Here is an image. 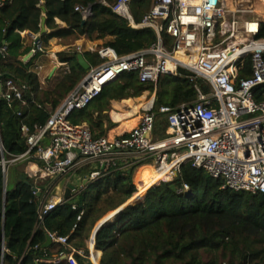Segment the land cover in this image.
I'll return each instance as SVG.
<instances>
[{
  "label": "trees",
  "instance_id": "obj_1",
  "mask_svg": "<svg viewBox=\"0 0 264 264\" xmlns=\"http://www.w3.org/2000/svg\"><path fill=\"white\" fill-rule=\"evenodd\" d=\"M95 1L44 0L42 6L46 7V26L50 32L42 36V43L48 47L54 37H84L100 40V46L113 47L119 55H125L146 49L156 41L152 28H133L103 4L94 3L92 16L83 24L75 6ZM38 3L39 0H5L0 5V43L7 42V52L0 59V75H3L0 82L5 87V81L13 79L27 87L23 91L25 103H10L1 99L0 93V161L28 149L22 126L27 125L32 132L35 126L46 124L52 111L88 72L77 61L79 50L65 49L56 55L59 62H68L69 70L61 68L54 86L41 85L35 66L46 54L38 52L24 60L33 45L25 44L21 34L22 31L40 33L44 13ZM152 3L153 0L132 2L136 21H141ZM259 36L264 39V23ZM84 55L91 66L102 61L97 52L85 50ZM247 64L239 72L240 77L251 73L249 59ZM198 81L204 80H191L180 73L162 76L155 101V130L163 116L166 120L163 128L168 132L167 115L159 107H176L195 100ZM153 88V83L141 82L137 72L126 71L106 84L86 107L72 110L69 119L77 124L87 123L95 137L106 135L117 125L110 115L112 101L132 103L134 97ZM256 99L264 100V85ZM32 161L36 158L12 163L7 177L0 163V264H69L66 260L53 259L70 251L71 246L83 251L75 254L78 264H94L86 240L100 217L105 218L113 213L109 210H116L134 196L135 168L126 174L116 171L89 182L84 190L66 199L40 221L39 202L49 184L30 179L28 164ZM137 179L146 185L144 177ZM185 184L189 189L181 192ZM49 232L68 236V244L52 239L46 246ZM95 248L100 252V264H264V194L224 188L222 179L187 162L173 180L152 185L143 198L103 223L95 237ZM205 255L209 256L207 260Z\"/></svg>",
  "mask_w": 264,
  "mask_h": 264
},
{
  "label": "built area",
  "instance_id": "obj_2",
  "mask_svg": "<svg viewBox=\"0 0 264 264\" xmlns=\"http://www.w3.org/2000/svg\"><path fill=\"white\" fill-rule=\"evenodd\" d=\"M133 1L96 0L77 4L75 10L82 20H88L94 3L109 6L129 26L152 28L156 41L146 49L125 55H119L110 46L88 47L99 54L101 63L90 66L76 88L52 111L46 124L35 126L32 132L27 125L22 126L28 145L23 154L0 161L7 177L12 163L34 157L36 161L28 164L30 179L37 183L54 178L39 202L40 221L66 201L68 183L76 185L72 190L74 197L89 182L116 171L126 174L142 162L145 164L141 166L153 162L155 165L151 167L157 170L168 167V176L154 184L173 180L181 166L189 162L222 179L224 188L264 194V100L256 99L264 85V39L259 36L264 23V0H153L141 21H136L131 11ZM4 2L0 0V5ZM43 3L44 0H39L38 5L42 7ZM38 35L31 34L34 44L26 60L38 52L47 53L42 41L36 42ZM76 48L84 51L81 45ZM1 52L2 56L7 52L6 41ZM51 57L57 68L69 70L68 62H59L55 54ZM248 59L251 73L240 77ZM179 67L193 72L194 75L188 76L191 80L205 79L211 89L206 92L195 84V100L176 107L160 106L159 111L167 115L169 135L154 139L158 83L162 76L179 73ZM42 69V64L35 66L39 76ZM126 71H135L141 82L154 84L151 89L154 96L143 105L137 125L126 133L95 137L85 123L69 119L72 110L86 107L106 84ZM26 88L7 79L2 95L10 103H25ZM87 165H91L88 174L78 177L80 169ZM59 177L68 178L63 188L57 182ZM76 177L78 180L74 182ZM185 189H189L186 184L180 191ZM48 235L68 244V236L51 232ZM76 253L83 251L71 246L70 251L53 261L78 264Z\"/></svg>",
  "mask_w": 264,
  "mask_h": 264
},
{
  "label": "crops",
  "instance_id": "obj_3",
  "mask_svg": "<svg viewBox=\"0 0 264 264\" xmlns=\"http://www.w3.org/2000/svg\"><path fill=\"white\" fill-rule=\"evenodd\" d=\"M59 23L62 24L63 26L66 25L62 21L59 22ZM47 32H50V30L46 26V33ZM31 34H32V32H30V31H25V33H24L25 44H27V45L34 44L32 38H31ZM101 42L102 41H100V40H94V41L93 40H88V39H86L84 37L78 38V39H74L72 37H67V38L54 37L53 39H51L50 43H49V45L47 47V52L48 53L45 56H42L41 59L36 61V65H38V64H42L43 65L42 72L40 73L41 85L46 87V88L47 87H52V86L55 85V83L59 79V75H60L59 71L61 70L60 67H58L54 71V73L51 74L53 69L56 67V65H54V61L55 60H53V58L51 57V54H55L56 55L59 51H62V50H65V49H72V48H75V47H77L79 45H81L83 47L84 51H85V50H89L88 47H90L92 44H101ZM24 58H25V56H24ZM141 95L137 96V97H134L133 100H132V103L124 104L122 101H119V100H113L112 101V107H114V109L111 110L110 115H111L112 120L115 123H117V125L114 128L110 129L108 131V133H110L111 135L126 133L129 130H131L135 125H137V123L140 120L141 115L143 114V105L151 97L154 96V91L153 90H146V91H144V94L142 96ZM132 120H136V122L134 124H130V126H128L129 125L128 122L132 121ZM85 124L87 126H89L87 123H85ZM107 125H108V122L105 120L104 121V126L106 127ZM87 166L88 167L83 168L84 172L80 173L78 175V177L81 176V175L84 176L83 174L86 172V170L88 171L91 168V165H87ZM141 168L139 170V173L140 172L144 173V171ZM81 170H82V168H81ZM78 177L74 178L73 181L77 182ZM63 178L64 177L57 178L58 179L57 182L60 183V181ZM53 180H54V178L51 181H53ZM66 180L68 181V178H66ZM40 181H43V179L39 180L38 182H40ZM90 247H91V251H92V256H91L92 260L91 261L94 263L93 256L94 255H99V258H100V252H97L96 250H94L92 245Z\"/></svg>",
  "mask_w": 264,
  "mask_h": 264
},
{
  "label": "water",
  "instance_id": "obj_4",
  "mask_svg": "<svg viewBox=\"0 0 264 264\" xmlns=\"http://www.w3.org/2000/svg\"><path fill=\"white\" fill-rule=\"evenodd\" d=\"M42 10H43V16H42V20H41V31L39 33V35L37 36L36 38V42L40 41L42 36L46 33V7L45 6H42ZM87 20L83 19L82 20V23H86ZM5 42V40H3L1 43H0V59L2 58V52H1V46L3 45V43ZM28 58V55L25 56V60ZM77 61L79 62V64L85 69V70H89L90 69V63L88 62V60L86 59L84 53L82 52H79L77 54ZM57 69V67H55L52 71L51 74L54 73V71ZM178 72L180 74H183V75H186V76H191V75H194L193 72L191 71H187L185 68L183 67H179L178 68ZM3 78V75H0V80H2ZM3 92V84L2 82H0V93L2 94ZM1 99H5L3 97V95L1 96ZM149 136V134H147ZM66 183V178H63L60 183H59V187L63 188V186L65 185ZM151 186H149L150 188ZM76 188V185L74 183H68L67 186H66V189H65V197L68 199L72 196V190H74ZM36 189V188H35ZM191 190H188V193H190ZM40 195V192L38 193ZM139 197V196H138ZM133 199H135L134 197H132L129 201H127L126 203L120 205L119 207L116 208V210L114 209L113 210V213L111 214V216L107 217V218H102L100 219L97 224L94 226V229L92 231V234H91V238H90V246L92 245L94 250L96 249L95 248V237H96V234H97V231L99 230V228L102 226L103 223H105L106 221H108L109 219L113 218L120 210H122L123 208H125L127 205L133 203ZM51 241H52V238L50 237V235H47V241L45 243V245H50L51 244ZM91 248V247H90Z\"/></svg>",
  "mask_w": 264,
  "mask_h": 264
},
{
  "label": "rangeland",
  "instance_id": "obj_5",
  "mask_svg": "<svg viewBox=\"0 0 264 264\" xmlns=\"http://www.w3.org/2000/svg\"><path fill=\"white\" fill-rule=\"evenodd\" d=\"M61 72L62 71H59V74H61ZM60 76V75H59ZM200 79H203V78H201V77H199ZM204 81H205V79H203ZM202 82V81H198L199 83V85L203 88V90L204 91H206V92H209L210 91V85H209V83H207L206 81L205 82ZM151 90V89H150ZM146 91V90H145ZM143 94H144V92H143ZM142 94V95H143ZM157 94V93H156ZM141 95V96H142ZM124 104H126L127 102L126 101H124L123 102ZM48 107L50 108V106L48 105ZM112 109H114V107H112ZM165 119H163V116H162V120H161V124L159 125V127H157V129L156 130H154V132H153V138L154 139H163V138H165V137H167L168 135H169V133L167 132V130L166 129H164L163 128V126L165 125ZM22 163H25V161H22ZM143 164H145V162H142L139 166H137L136 168H135V171H134V184H135V186L137 187V191L134 193V198L135 199H133V201H136V200H138V199H140V198H143L144 197V195L146 194V192H147V190H148V188H149V184H148V182H149V180L151 179V177H152V175L150 174V173H143L144 174V181H146V184H148V186H147V188H145L144 189V186H143V184H141L140 183V181H138V179H137V171H138V169L141 167V165H143ZM155 164L153 163V162H151V164H150V166H154ZM86 167H88V166H84L83 168H86ZM83 168H82V170L80 169V171H79V174L80 173H82V172H84V170H83ZM89 171V170H88ZM88 171L86 170V172L83 174V175H86V174H88ZM82 176V175H81ZM53 179V177H48V178H46L45 180H43V181H40V182H42L41 184H44V185H48L50 182H51V180ZM161 179V178H160ZM159 179V180H160ZM159 180H157V181H155V182H158ZM154 182V183H155ZM152 185V184H151ZM144 189V190H143ZM142 190H143V192H142ZM139 196V197H138ZM115 208H113V209H111V210H109V211H112V210H114ZM112 214V213H111ZM111 214H109L108 216H106L105 218H107V217H109V216H111ZM101 219V217L96 221V223H95V225L97 224V222L99 221ZM90 238H91V236H90ZM90 238L89 239H87L86 240V244H87V246H89V242H90ZM95 257V255L93 256V258ZM209 258V256L208 255H205V259L207 260ZM91 260H92V258H91ZM94 260V259H93Z\"/></svg>",
  "mask_w": 264,
  "mask_h": 264
},
{
  "label": "bare ground",
  "instance_id": "obj_6",
  "mask_svg": "<svg viewBox=\"0 0 264 264\" xmlns=\"http://www.w3.org/2000/svg\"><path fill=\"white\" fill-rule=\"evenodd\" d=\"M135 122H136V120L129 121L128 122V124H129L128 126H130V124H134ZM140 168L137 171V176L144 177V174L143 173H141V172L139 173ZM141 169L144 171V173H150L152 175L151 179L148 182L149 185L153 184L155 181L159 180L163 176H168V167H164L161 170L160 169L157 170L154 167H151L149 165H145ZM148 184H146L144 186V188H147ZM143 190H142V192H143ZM93 259H94V264H100V262H99V255H95V257Z\"/></svg>",
  "mask_w": 264,
  "mask_h": 264
},
{
  "label": "clouds",
  "instance_id": "obj_7",
  "mask_svg": "<svg viewBox=\"0 0 264 264\" xmlns=\"http://www.w3.org/2000/svg\"><path fill=\"white\" fill-rule=\"evenodd\" d=\"M42 8V7H41ZM22 32H25V31H22ZM22 34V33H21ZM36 34V33H35ZM39 34V33H38ZM22 36H24V35H22ZM33 45V44H32ZM47 48V47H46ZM46 52H47V50H46ZM80 52V51H79ZM48 53V52H47ZM47 53H45V54H47ZM82 53H84V51L82 52ZM91 65V64H90ZM89 248H90V242H89ZM90 252H92L91 251V248H90Z\"/></svg>",
  "mask_w": 264,
  "mask_h": 264
}]
</instances>
